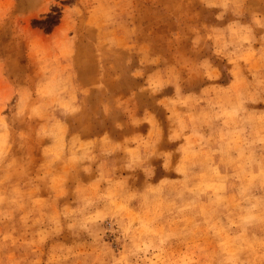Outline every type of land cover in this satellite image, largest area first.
Here are the masks:
<instances>
[{
  "label": "rangeland",
  "instance_id": "374dc122",
  "mask_svg": "<svg viewBox=\"0 0 264 264\" xmlns=\"http://www.w3.org/2000/svg\"><path fill=\"white\" fill-rule=\"evenodd\" d=\"M0 264H264V0H0Z\"/></svg>",
  "mask_w": 264,
  "mask_h": 264
}]
</instances>
